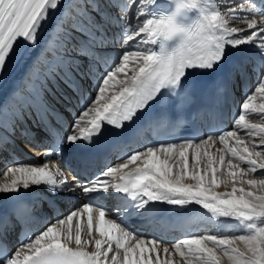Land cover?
<instances>
[{
  "label": "snow or ice",
  "instance_id": "1",
  "mask_svg": "<svg viewBox=\"0 0 264 264\" xmlns=\"http://www.w3.org/2000/svg\"><path fill=\"white\" fill-rule=\"evenodd\" d=\"M220 3L222 8L214 0H172L162 9L158 0H0V77L18 50L38 45V34L51 21V13H59L42 49L49 68L46 76H59L67 89L65 98H75L80 111L71 105L63 112L51 109L42 87L17 97L21 110L30 109L29 116L34 112L49 128L55 153L63 145L64 152L87 157L107 135L122 136L137 122L180 123L196 75L224 68L232 50L244 45L257 47L261 57L236 70L240 109L230 128L199 138L186 130L187 138L149 144L83 184L67 185L59 167V183L46 166H12L0 173L12 177L10 183L0 184V194L47 186L53 197L48 225L26 236L14 252L0 255V264H173L167 258L173 254L183 264H222L224 257L228 264H264V123L246 122L248 117L264 120V103H256L264 101V0ZM130 8L134 13L127 16ZM193 12L195 19L189 20L187 14ZM229 20L242 22L247 31L229 26ZM113 21L123 25L122 32L110 31ZM117 45L124 50L112 60ZM34 76L39 79L38 73ZM253 77V86L243 92ZM171 97L178 100L177 115H154L167 108ZM14 115L22 118L23 112ZM49 115L60 118L57 124L66 129L62 137L50 127ZM217 140L222 147L213 153ZM9 145L7 137L0 140V154ZM258 170L259 178H245ZM228 184L230 191H216ZM77 188L89 201L112 198L114 192L134 203L104 207L89 202L56 215L55 197ZM150 204L179 206L186 214L191 212L186 206L197 205L221 224L220 218L238 222L242 233L191 235L172 242L173 253L168 242L144 236L127 223L129 216L146 215ZM85 216L88 239L80 222L73 228L74 219L83 221ZM92 246L95 250L89 252Z\"/></svg>",
  "mask_w": 264,
  "mask_h": 264
},
{
  "label": "bare ground",
  "instance_id": "2",
  "mask_svg": "<svg viewBox=\"0 0 264 264\" xmlns=\"http://www.w3.org/2000/svg\"><path fill=\"white\" fill-rule=\"evenodd\" d=\"M162 2H164L165 3V0H162ZM167 2H170V0H167ZM56 13H58V12H56ZM56 13H54V14H56ZM115 13H118V12H115ZM53 16L54 15H52L51 14V21L49 22V23H51L52 25H54L55 24V20L53 19ZM56 17V16H55ZM54 17V18H55ZM58 17H56V19H57ZM236 23H239V22H236ZM114 24V26L115 27H117V25L115 24V23H113ZM48 28V23L44 26V28H43V30L38 34V45L36 46L37 47V53L36 54H39L40 52H41V50H39L41 47H43V45H42V43H40V40H44L45 39V36L47 35V33H48V30H46ZM51 32H52V30H51ZM50 34V33H49ZM51 35V34H50ZM49 37V36H48ZM44 38V39H43ZM50 38V37H49ZM43 42V41H42ZM38 47H40V48H38ZM33 51V53H35L36 52V50L33 48V49H30L29 50V52H32ZM35 50V51H34ZM39 52V53H38ZM25 53H26V51H23V50H20L19 52H18V54L14 57V59L11 61V63L9 64V67H7V72H6V74L4 75V76H2L1 78H0V108H6V109H11V108H14L15 106L13 105L14 103H13V101H10V102H6V100L8 99V97H9V95H7V93H8V91L10 90L9 88V86L7 87V86H5V80L4 79H6L5 77H6V75H7V73L9 74V72H10V70L11 71H13V69H14V67L16 66V65H18V61L21 59V56H25ZM30 54V53H29ZM34 56H35V54H34ZM23 58V57H22ZM26 58V57H25ZM24 58V59H25ZM28 59H29V57H28ZM27 59V60H28ZM34 59V58H33ZM23 60V59H22ZM34 61V60H33ZM23 62V61H22ZM21 62V63H22ZM28 64H30V62L28 63ZM37 64L38 65H40L41 66V68H42V70H45L46 69V67L44 66V64H46L45 63V60H44V56L43 55H41L39 58H38V62H37ZM24 65H25V63H24ZM24 65H23V67H24ZM29 66V65H28ZM31 66H32V64H31ZM33 67V66H32ZM19 68V67H18ZM26 68H28V67H26ZM41 68H39V70L41 69ZM21 72H22V70L21 69H19ZM18 70V71H19ZM38 70V71H39ZM17 70H16V72H18ZM25 71H27V70H25ZM29 71V70H28ZM27 71V72H28ZM38 71L36 72V73H38ZM20 72V73H21ZM38 74H40V73H38ZM30 75H33L32 74V72L30 71L29 73H28V76H30ZM42 76H44L43 74H42ZM39 77H41V75H39ZM44 78H46V76H44ZM32 80H34L35 81V77L32 79ZM37 83V82H36ZM13 86V85H12ZM53 88V87H52ZM17 93V96H19V95H23V94H21V93H19V92H16ZM16 96V95H15ZM14 96V101H15V103L17 102V98ZM263 103V102H262ZM218 141V140H217ZM221 147V145L220 144H217L216 145V147L215 148H211L210 149V151L211 152H213V153H215L216 152V148H220ZM46 147H42L41 149H39V150H42V149H45ZM31 153H32V155H35L36 154V152H32L31 151ZM45 158H47V159H45ZM57 159V162H54V159ZM50 162V163H49ZM119 162H123V160L122 161H119ZM51 163H56L59 167L61 166V165H63L64 164V166L66 167V165H65V162L62 160V157L61 156H55V155H53V154H46L45 156H42V157H39V158H37V157H26V158H23L22 160H19V161H17V162H12L11 164H10V166H6L5 168H2V169H0V173H3L4 171H6L7 170V168L8 167H12V166H35V167H44V166H46L49 170H50V164ZM130 167H132V166H130ZM51 172H52V170H50ZM259 171H261V170H258V172L255 174V175H253V174H249L248 175V177H250V178H259ZM62 172H63V174H68V171H67V169H62ZM11 179H12V177L9 175V176H4V175H2V174H0V184H3V183H6V182H9L10 183V181H11ZM108 179V178H107ZM186 183H193L192 181H186ZM30 187H35V190L34 191H37V189H36V186H30ZM231 187L232 186H224V185H222L220 188H218L216 191H218V192H226V191H230L231 190ZM42 188V187H41ZM16 194H0V206H2V205H5V204H7L10 200H11V198L12 197H14ZM177 208H180V210L181 209H183V208H181V207H179V206H177ZM95 216V215H94ZM237 225V227H238V230H235V231H233V232H225V233H223V235H235V234H241L242 233V226H240L239 225V223H236ZM205 231L203 230V231H200L197 235H201L202 233H204ZM83 238L84 239H88V237H87V235H83ZM168 243H171V241L170 242H168ZM170 245L171 244H169V247H170ZM162 248H163V245L161 246V249H160V253H161V259H164L165 258V254H163V251H162ZM88 249H90V248H88ZM89 252H92V251H90V250H88ZM94 251V250H93ZM170 251H172L173 253H174V250L173 249H171V247H170ZM109 255H111V253L109 254ZM122 256H123V253H121V259H122ZM168 259H170L172 262H173V264H177L178 262L180 263V264H183V260L181 259V257L179 256V255H175V254H173L172 256H169V257H167ZM155 259V255H153V260ZM222 264H228V261H227V258L226 257H224L223 258V260H222Z\"/></svg>",
  "mask_w": 264,
  "mask_h": 264
},
{
  "label": "rangeland",
  "instance_id": "3",
  "mask_svg": "<svg viewBox=\"0 0 264 264\" xmlns=\"http://www.w3.org/2000/svg\"><path fill=\"white\" fill-rule=\"evenodd\" d=\"M120 2H121V4H123V3H125L126 2V0H120ZM114 12H117V10H115V9H113L112 10V14H114ZM54 13H56V12H53V13H51L52 15H54L53 16V19L55 20V21H57V19H56V17H58L59 16V13H56V14H54ZM133 13H134V9L133 8H130L129 10H128V16H132L133 15ZM119 15V13L118 14H114V16H118ZM56 16V17H55ZM55 17V18H54ZM53 26L54 25H52L51 23H48V28L46 29V30H48V33H47V35L45 36V39L44 40H42L43 42H41L42 43V45H43V47H38V48H40L39 50H41V52L39 53V54H36L37 53V47H35L34 49L36 50V52L35 53H33V51L32 52H29V50L28 51H26V53H25V56H21V59L18 61V65H16L15 67H14V69H13V72H12V74L14 73V78H19V79H22V84L24 83V81L25 80H28L29 78V76H28V73L31 71L32 72V74L33 73H35L36 72V70L37 69H39L40 68V65H38L37 64V62H38V58L42 55V49L45 47V44H46V42L50 39L49 37H51V30L53 29ZM50 33V34H49ZM49 36V37H48ZM39 44V43H38ZM122 48L119 46V45H117L112 51L113 52H116L115 54H118V53H121L122 52V50H121ZM34 50V51H35ZM124 50V49H123ZM30 53V54H29ZM34 54H35V56H34ZM23 57V58H22ZM26 57V58H25ZM28 57H29V59H28ZM25 58V59H24ZM34 58V59H33ZM113 58V57H112ZM23 59V60H22ZM28 59V60H27ZM115 59H117V55L115 56ZM34 60V61H33ZM23 61V62H22ZM22 62V63H21ZM30 62V64H28ZM34 62H35V68H33L32 66H33V64H34ZM24 63H25V65H24ZM31 64H32V66H31ZM23 65H24V67H23ZM29 65V66H28ZM19 67V68H18ZM26 67H28V68H26ZM19 69H21L22 70V72L19 70ZM16 70L18 71V72H16ZM25 70H29L28 72L27 71H25ZM21 72V73H20ZM28 76V77H27ZM30 76H32V75H30ZM25 84V83H24ZM13 87V86H12ZM25 88V87H24ZM264 103V101H261V103ZM245 178H250V177H245ZM227 186H232L231 184H228ZM237 186H239V184L237 185ZM245 187L247 188V186L245 185ZM177 264H180L179 262L177 263Z\"/></svg>",
  "mask_w": 264,
  "mask_h": 264
}]
</instances>
